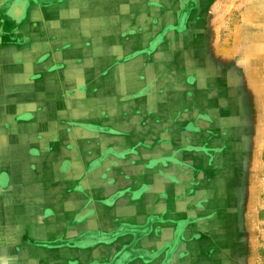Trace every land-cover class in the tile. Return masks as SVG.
I'll return each instance as SVG.
<instances>
[{"label": "crops", "instance_id": "1", "mask_svg": "<svg viewBox=\"0 0 264 264\" xmlns=\"http://www.w3.org/2000/svg\"><path fill=\"white\" fill-rule=\"evenodd\" d=\"M219 71L261 79L264 0H0V264H78L70 240L98 257L130 219L164 244L131 261L183 264L178 132L214 113Z\"/></svg>", "mask_w": 264, "mask_h": 264}, {"label": "rangeland", "instance_id": "2", "mask_svg": "<svg viewBox=\"0 0 264 264\" xmlns=\"http://www.w3.org/2000/svg\"><path fill=\"white\" fill-rule=\"evenodd\" d=\"M239 51L236 47L235 52ZM221 70L226 69L221 66ZM226 73L219 71L220 79ZM260 76L261 79L247 75L244 78L241 73H233L229 83L235 87L229 88L230 101L218 103L214 98V113L205 104L203 109L199 105L203 118L199 115L191 121L198 133L178 132L184 134L177 138L181 141L189 136L183 140L188 144V157L184 155L187 163L196 167L177 171L184 177L180 191L186 196L182 201L189 212L183 228H177L174 237L171 232L168 245L175 247L178 242L174 241L183 239V264H264V73ZM214 91L218 93V89ZM203 98L208 101L207 94ZM133 224L130 219L124 228H99L106 235L98 244V257L93 255L92 247H81L86 243L81 233L70 240L71 247L82 252L71 253L73 260L78 264H147L144 256L131 261V253L133 258L136 254L133 244L143 255L152 256H158L164 244L156 242V228H132L136 226ZM74 230L83 229H71ZM108 240L112 244H106ZM44 250L53 264H64L67 259L61 254L65 251L62 247ZM162 260H158L159 264L179 262L177 254Z\"/></svg>", "mask_w": 264, "mask_h": 264}, {"label": "flooded vegetation", "instance_id": "3", "mask_svg": "<svg viewBox=\"0 0 264 264\" xmlns=\"http://www.w3.org/2000/svg\"><path fill=\"white\" fill-rule=\"evenodd\" d=\"M224 77H222V79H220V81H218L217 87L215 89H218V93L216 94L215 97V101H217L218 103L223 99L230 101V98L228 96L230 89L229 88H225L224 87V82L222 81ZM221 99V100H220ZM202 117V116H201ZM203 118V117H202Z\"/></svg>", "mask_w": 264, "mask_h": 264}]
</instances>
